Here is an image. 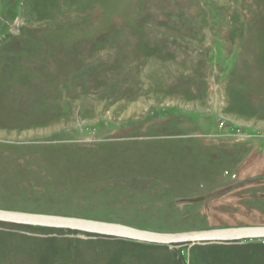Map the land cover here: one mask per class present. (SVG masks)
Instances as JSON below:
<instances>
[{"label": "rangeland", "instance_id": "374dc122", "mask_svg": "<svg viewBox=\"0 0 264 264\" xmlns=\"http://www.w3.org/2000/svg\"><path fill=\"white\" fill-rule=\"evenodd\" d=\"M0 210L264 227V0H0ZM0 264H264V238L0 222Z\"/></svg>", "mask_w": 264, "mask_h": 264}, {"label": "water", "instance_id": "95a60500", "mask_svg": "<svg viewBox=\"0 0 264 264\" xmlns=\"http://www.w3.org/2000/svg\"><path fill=\"white\" fill-rule=\"evenodd\" d=\"M0 222L44 227L48 229L79 231L98 236H120L140 242L165 246L179 244L202 246L215 244L221 245L251 238H264V227L164 235L126 229L115 224H106L77 218L42 216L1 210Z\"/></svg>", "mask_w": 264, "mask_h": 264}]
</instances>
